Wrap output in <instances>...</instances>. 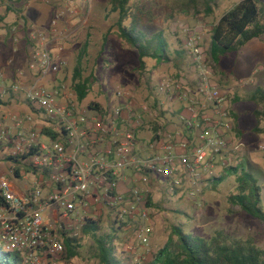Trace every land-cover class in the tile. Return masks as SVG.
Returning a JSON list of instances; mask_svg holds the SVG:
<instances>
[{
    "label": "built area",
    "instance_id": "obj_1",
    "mask_svg": "<svg viewBox=\"0 0 264 264\" xmlns=\"http://www.w3.org/2000/svg\"><path fill=\"white\" fill-rule=\"evenodd\" d=\"M76 1L66 0L56 18L66 11L76 13ZM185 34L184 50L193 66L194 83L184 77H169L160 81L156 89L180 104L179 120L189 135L168 134L166 139L154 140L151 152L144 157L138 153L130 91H116L117 98L125 102L114 111L86 116L68 96L65 83L52 88L37 82L28 86L6 85L0 75V98L23 93L31 105L56 124L55 133L65 132L63 138L50 139V146L39 141L41 136L48 137L44 132H23L15 139L8 138L5 131L0 135V146L11 148V156L36 149L29 164L50 180L47 183L40 179L23 192L10 183L0 186V241L10 252L21 255L22 264H71L64 258L65 246L59 231L79 230L87 218L103 215L104 209L109 210L107 213L120 227L128 228L140 221L138 244H148V237L141 233L152 232L154 227L143 208L146 202L141 188L133 186L128 194L119 190L126 172L138 175V181L146 184L151 176L157 177L171 193L176 195L188 189L189 195L195 197L218 164L228 166L231 156L243 151L242 143L231 142L229 138L234 119L226 106L227 94L215 81L216 65L207 58L198 33L186 28ZM40 37L42 41L37 45L41 50L32 49V67H37L44 76L49 71L61 72L68 65L66 59L48 50L49 35ZM66 95L69 101L64 100ZM145 110L155 115L153 110L147 107ZM12 120L21 122L16 116ZM26 120L31 122L33 118ZM27 161L28 158L23 163ZM41 186L48 188L45 195ZM45 211L51 216L45 218ZM127 248L132 251L136 246Z\"/></svg>",
    "mask_w": 264,
    "mask_h": 264
},
{
    "label": "rangeland",
    "instance_id": "obj_2",
    "mask_svg": "<svg viewBox=\"0 0 264 264\" xmlns=\"http://www.w3.org/2000/svg\"><path fill=\"white\" fill-rule=\"evenodd\" d=\"M36 1H29L28 5L23 6L25 16L31 20L32 30L35 33L34 37L32 35V40L34 39L33 43L36 45L32 47L41 50L37 45L42 41L40 36L49 35L46 41L48 50L52 54L65 58L68 63L67 68L59 74L68 87V96L71 95L70 99L72 98L75 102L79 112H83L86 116H98L99 112L88 107L92 102H98L104 107L102 114L110 113L124 104V99L117 98L116 91L125 89L133 95L135 119L142 124L143 119L139 116L147 113L145 108L151 109L154 101L165 98V95L159 94L156 89L160 81L169 77L190 79L192 76L191 62L184 50L185 29L196 31L200 36L201 46L205 52H209L213 25L241 0H217L212 4L213 11L210 14H205L203 0H196L195 4H190L187 0H130L136 25L149 34L163 31L170 45L172 60L159 66L155 65V61L147 60L145 71L140 67L137 51L133 50L118 35L115 27L118 14L109 13L112 0H77L75 2L77 12L66 11L59 19L56 18L59 17L56 6L59 3L61 6L64 5L66 0L56 1V6L50 16L46 14L51 11V6L42 7L37 5L38 1ZM258 1L264 9V0ZM14 6L12 4L10 8ZM3 13H8L5 7L0 9V16H3ZM43 13L44 19L39 22L35 21L37 20L34 19L35 16L39 15L41 19ZM130 21L128 20L127 23ZM3 25L4 22H0V34L9 36L13 34L18 37L17 34L21 29L16 28V31L11 33L2 30ZM107 34L109 41L105 43L104 37ZM87 40L89 45L82 60L81 76L82 79L90 80V86L88 96L83 101H79L74 92V74L79 55ZM9 44L8 38L6 47ZM7 50L0 40L1 61L5 60L4 54H7ZM51 73L49 71L48 75ZM214 77L221 90L228 94L226 104L228 110L238 117L237 132L244 131L243 135L238 132L234 140V143H242L244 149L231 156L232 160L228 161V166L222 167L218 164L212 177L202 185L201 193L195 197L189 195L188 189H183L176 195L166 188L154 189L161 183L159 178L152 176L149 183H140L132 172H126L122 186L129 189L133 186L140 187L145 202L150 199V205H143V208L149 213L154 231L144 230L141 233L148 237L149 243L140 246L138 234L142 223L136 221L131 224V227H121L122 230L115 234L117 238L113 241V245L117 255L124 260V264H148L154 254L173 236L175 226L181 227L186 233L206 240H210L216 230H224L233 237H251L258 246L264 249V223L241 211L239 207L233 206L228 199L231 194L238 191V175L228 167L242 166L252 173L258 179V185L263 187L262 204L264 207V121L258 122L254 114L257 107L249 99L256 88H264V36L251 40L240 51L224 57L220 65L216 67ZM44 86L49 87L50 85L45 84ZM70 99L67 95L64 98L67 101ZM172 104V101L166 103V107L168 105L174 108ZM156 105L160 107L159 104ZM166 107L164 106L168 109ZM25 109L30 114L34 113L28 105ZM146 123L145 128L143 127L144 133H147L148 129ZM30 127H35V125L23 124V132H28ZM256 128L260 131H256ZM39 141L47 146L52 144L50 138L46 136H41ZM6 153L8 157L11 156L9 154H12V149L7 148ZM1 154H3L2 151ZM31 160L32 158L29 157L27 164L8 159L0 160L3 169L2 177L12 182L17 189H22L25 185L34 187L36 178L49 183L50 180L45 174L40 171L33 172L29 164ZM17 169L23 173L22 179L14 176L13 172ZM220 176H224L223 182L210 181ZM162 185L165 187V184L162 183ZM41 189L43 195L48 192L47 187L41 186ZM52 210L56 211V208ZM108 211L104 209L103 215L94 218L101 219V234L114 235L112 227L115 225ZM44 216L47 218L51 216V213L45 211ZM61 221L64 224L67 223L64 220ZM57 226L60 227V223ZM67 232L69 235L77 234L76 237L81 244L77 256L70 260L71 264H102L93 234L84 233L82 228ZM60 238L65 239L63 236ZM173 238L176 239L175 236ZM129 245H134L136 248L129 251L127 248ZM0 247L10 252L4 242L0 241Z\"/></svg>",
    "mask_w": 264,
    "mask_h": 264
},
{
    "label": "trees",
    "instance_id": "obj_3",
    "mask_svg": "<svg viewBox=\"0 0 264 264\" xmlns=\"http://www.w3.org/2000/svg\"><path fill=\"white\" fill-rule=\"evenodd\" d=\"M187 1L190 4L197 3L196 0ZM216 1L203 0L205 14H210L213 11L212 4ZM132 10L130 0H112L109 13L118 14L115 22L118 35L133 50L137 51L140 67L145 71L147 60L155 61L157 66L169 63L172 60V55L170 45L163 31L149 34L138 27ZM2 20L3 16H0V22ZM128 20H131L130 23H127ZM108 34L104 37L105 43L109 41ZM262 36H264V9L260 6L258 0H241L213 25L210 50L206 52L207 58L217 67L224 57L240 51L248 42ZM88 45L87 40L79 55L74 74V92L79 101H83L88 96L90 86V80L82 79L81 76L82 60L87 52ZM249 99L257 107L254 114L258 122L264 121V88H256ZM31 107L34 106L31 105ZM88 107L101 114L104 112V107L98 102H92ZM152 110L156 116V119L151 122L152 139L156 140L161 128L159 123L165 111L157 106H153ZM147 114L150 115L148 112ZM231 115L234 119V129L237 130L238 117L234 114ZM255 130L260 131L258 128ZM238 132L240 135L244 134L242 130ZM44 134L51 140H58L64 137L65 132L59 134L45 129ZM34 151L36 149H31L21 156L17 155L13 158L11 156L8 159L23 162L33 155ZM228 169L238 175V191L229 196V202L264 223L263 187L258 185V179L242 166L228 167ZM38 171L39 169H33L34 173ZM146 174L150 175V172H146ZM210 181L223 182L224 176L215 177ZM146 204L150 205V199H147ZM113 224L116 226L115 221H113ZM82 226L84 233L93 234L102 264H124V260L117 255L116 248L113 245V241L117 238L115 234L122 230L121 227H112L114 235L111 233L101 234L100 218H87ZM59 233L60 236L65 238L63 240L65 246L64 258L70 261L77 256L81 248L80 241L76 236L69 235L66 230L61 229ZM172 234L176 239L172 236L154 254L148 264H264V249L258 246L251 237H233L224 230H216L210 240H206L200 236L186 233L178 226L173 228ZM22 261L23 259L18 252H6L0 247V264H22Z\"/></svg>",
    "mask_w": 264,
    "mask_h": 264
},
{
    "label": "crops",
    "instance_id": "obj_4",
    "mask_svg": "<svg viewBox=\"0 0 264 264\" xmlns=\"http://www.w3.org/2000/svg\"><path fill=\"white\" fill-rule=\"evenodd\" d=\"M29 1L32 0H0V9L2 10L4 7L7 10L8 13H3V20L1 22H4V27L2 30L9 31V32H15L16 28L21 29L19 31V34H17L18 37L14 36L13 34L5 35L0 34V40L3 42V45L5 46L7 50V54H4L5 60H0V75L4 78V83L6 85H10L12 83H21L23 86H28L33 83H39L40 85L49 84L50 86L47 88L52 87H58L59 84L64 83V80L60 76V72L57 74L51 73V75L44 76L41 72L38 71V68L32 67V45H36L33 43L34 39L32 40V35L34 37V31L32 30L31 26V20L25 16L23 6L28 5ZM34 1V0H33ZM38 1V2H37ZM36 4L39 6H46L50 5V12H47L46 15L50 16V13L56 6V1L58 0H37ZM14 4L15 6L13 8H10ZM36 5V6H37ZM4 6V7H3ZM56 9H59L61 7L60 3L56 6ZM42 9V8H41ZM40 10V9H38ZM46 12V11H45ZM39 16V15H38ZM38 16H35L34 19H37L35 21H42L45 17L44 13L41 19H39ZM18 26V27H17ZM27 26V27H25ZM30 26V27H28ZM25 32L27 34H25ZM9 38L10 44L6 47L7 40ZM26 48V49H25ZM27 50V53H26ZM67 67H65L66 69ZM64 70V69H63ZM190 71L192 73V76L190 77L189 82L194 83L195 81V75L193 73V66L190 65ZM228 97V94H227ZM171 100L168 96L165 95V98L163 100H157L154 101L153 106H157L156 104H159V109H163L165 111L164 116H162L161 119H163V122L160 124V130L158 132V140L166 139L168 134H171L173 136H176L178 133H181L183 135H189V132L185 130L183 124L179 120V113L181 111V107L179 103L173 102L172 106L174 108H170L168 105V109H165L166 103H170ZM29 106L31 110L34 112L33 114H30L25 109V106ZM153 106L151 109H153ZM166 107V108H167ZM132 108H133V117L136 118L134 104L132 102ZM228 108V107H227ZM135 111V112H134ZM231 114H233L231 112ZM16 116L18 117L21 122L18 124L14 120H12V117ZM28 117H32L33 121L26 120ZM233 117V116H232ZM139 118L143 119L142 124L139 123L138 119H135L136 121V140H137V148L138 153L144 157L147 153L151 152L150 144L154 141L152 139L153 134L151 131V122L156 119V116L148 115L147 113L142 114L139 116ZM24 120V123H23ZM53 121H49L48 118H46L41 111H39L36 107H31L29 102L25 99V96L23 93L14 94L10 93L8 96L4 98H0V135L2 131H5L6 136L11 139H15L19 136V134H23V124H34L35 127H30L29 131H34L37 133L44 132L45 129L50 130L52 132L56 131V124L52 123ZM145 122L148 129L147 133L143 132L145 128ZM141 124V126H140ZM144 127V128H143ZM143 132V133H142ZM236 135H238V132L236 129H234L232 132H229V138L231 139V142H234ZM156 139V140H157ZM10 147V146H9ZM8 148V147H7ZM3 152V154L0 155V160L8 159V153H6V146L4 145L0 146V152ZM13 157V156H12ZM10 161V159H8ZM14 161V160H11ZM17 173V175H16ZM27 173V171H26ZM14 176L16 178L22 179L23 173L19 171V169L14 170L13 172ZM133 174V173H132ZM3 175V169L0 164V186L4 183H10L15 187V185L6 180L2 177ZM134 175V174H133ZM125 176V174H124ZM123 176V178H124ZM136 176V179L138 181V175ZM152 177V176H151ZM123 178L119 182V190L123 193L128 194L129 188H126L122 186ZM40 180L39 178H36V181ZM139 182V181H138ZM141 183V182H140ZM164 184V183H163ZM31 188V186L25 185L24 188L18 189L20 191H26L27 189ZM131 188V187H130ZM165 188L162 185V182L155 186L154 189H162Z\"/></svg>",
    "mask_w": 264,
    "mask_h": 264
}]
</instances>
